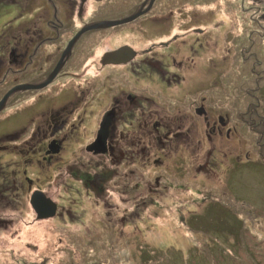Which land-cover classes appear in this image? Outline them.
Here are the masks:
<instances>
[{
	"label": "rangeland",
	"instance_id": "1",
	"mask_svg": "<svg viewBox=\"0 0 264 264\" xmlns=\"http://www.w3.org/2000/svg\"><path fill=\"white\" fill-rule=\"evenodd\" d=\"M122 1L76 0L71 9L70 0L74 13L63 16L78 27L96 14L117 13ZM66 3L60 0L62 14ZM263 7L264 0H156L151 10L141 4L127 23L89 27L85 42L98 45L95 59L123 42L151 50L124 66L107 65L111 71L87 73L100 88L96 99L79 120L52 132L49 111H41L62 99L24 108L35 86L11 91L0 107V264H214L238 249L240 234L260 248L254 238L264 244ZM53 10L47 0H0V99L22 79H43L28 78L31 69L18 77L26 60L10 61L9 53L43 37L34 58L49 54L43 35L55 30L45 22ZM39 26L46 27L42 36ZM173 35L179 38L160 44ZM145 59H160V66ZM115 82L118 120L101 121L115 126L110 137L95 126ZM77 87L69 107L79 106ZM201 102L210 116L195 111ZM225 113L226 123L211 129ZM48 139L59 147H47ZM36 189L56 203L54 213L38 216L30 200ZM239 218L235 233L221 225Z\"/></svg>",
	"mask_w": 264,
	"mask_h": 264
},
{
	"label": "flooded vegetation",
	"instance_id": "2",
	"mask_svg": "<svg viewBox=\"0 0 264 264\" xmlns=\"http://www.w3.org/2000/svg\"><path fill=\"white\" fill-rule=\"evenodd\" d=\"M47 1L50 4V7L54 9L53 14L55 15H51L50 17L46 18L45 22L47 25V29L48 27L51 28V26L53 25L55 30H52L51 28L49 32L44 33L43 31L46 29V27L39 26L40 31H38L37 34L38 36H42V32H43L44 33L43 36H47L45 39L48 41L47 44L50 46V49L48 50L49 54L43 53L39 58L37 57V55L34 58V55L40 49L42 40L44 39L43 37H39L35 39L32 45H31L32 43L31 41L28 45V47L30 48H26L25 51L21 50L17 52V50L14 48L16 52L11 51L9 53V59L10 61L21 60V63H24V61L26 60V63L23 64V66L21 65L22 67L20 66L17 69L19 71L18 77H21L23 74H25V71H29L30 69H31L30 72L27 73L28 78L43 77L42 80L30 82V84H32L31 86H35L36 89L31 90V93H29L31 95L30 101L28 104H26V106H24V108H26L27 106H37L38 103L39 104L41 103L42 98L51 99V100L62 99V102L60 105L51 106L50 108L41 111V114L49 111L48 112L49 117H50L49 122L53 126L51 130L52 132L53 130L57 129L62 123V121L64 120H67V121L72 120V122L79 120L81 117V114L83 112H86V109H87L86 106H89V104L92 101H94V99H96L94 98V96L95 94H98V92L100 91V88L96 89L91 84L92 80H89V79H92V76H88L87 73H91V72L97 73V71L101 69H105V68L110 70V68L107 66L110 64L112 65L120 64V66H124L128 63H131L139 53L141 52L143 54L149 53L152 47V45L147 46L143 48L141 52H138L137 49H135V47L131 45V43L123 42L121 44L116 45L115 47L104 48L99 53L98 57L95 59L92 56L96 54L95 49L97 48L98 45L94 47L93 46L94 41H89L87 43L85 42L86 38L88 36L90 38L91 36L89 35V33L88 34L86 33L87 30H83L80 33H78V31L83 26H85L87 23H90L96 20H101L104 18L125 17L131 14L132 12H134L135 10L139 9L141 4H144V5L148 4V8L150 9L155 5L156 0H137V1L124 0L120 3L119 10L117 13H114L111 16H104L102 13L96 14V17H93L88 22L85 20L84 23L82 22V24H80L78 27L76 26L74 19H69L68 21H66L64 17L66 16V14L67 16L72 17L74 12L71 9H72V6L73 7L75 6L76 0H71L72 4L69 6L71 7L70 10H68V3L70 0L69 1L67 0V3L64 4L66 8L63 9V14L59 6L60 0H57V4L55 0H47ZM260 1L261 0H254V2H257V3H260ZM149 9L147 11H149ZM258 16H260L261 18L262 17L264 18V7L261 11H259ZM166 18H168V16H166ZM127 22L128 21L121 22L116 25H122L123 23H127ZM97 28H102V27H97ZM194 28H198V27H194ZM199 29H202V28H199ZM227 36H228V32H227ZM176 38H179V37L176 35H173L171 37H168L166 40H163V41L161 40L159 42L160 44L161 43L168 44L170 39H176ZM80 39H83V41H79ZM82 42H83V45H82ZM79 45H82V46L78 48ZM191 47L193 49V46ZM75 48H76V52L74 53ZM114 50H119V53L111 54V52ZM106 54L107 56L105 57ZM172 58H175V56H172ZM145 60H146L145 62L147 63V66H155V65L160 66V59H148V60L145 59ZM91 64H94L95 67L91 66ZM178 64H181V61H178ZM11 68H14V67L11 66ZM14 70L16 69L14 68ZM53 70H54L53 73H56L54 78L51 81L43 83V81L47 79V77L52 73ZM161 70L167 71L164 68ZM5 74L3 75V77L5 76ZM105 77L106 76L103 75L102 78H105ZM69 81H70V85H69ZM26 82L28 81L25 79H22V81L20 80L18 84H23ZM75 85H78L77 94L79 96H78L77 104L79 106L73 105L69 107L70 103H67L68 102L67 100L71 98L70 94L73 91L72 88H74ZM122 86L124 88L128 87L127 84H122ZM123 87L121 89H124ZM107 88H109V91L107 92L108 98H107V101L104 103L103 107L100 108V110L103 109V111L100 115V122L99 124L96 123L97 127L95 126V128H98V127L100 128L99 133L101 131L106 130V132L110 133V134L109 133L107 134L110 137H113L115 135V130H116L114 126L115 125L114 121L118 120V114L120 113L119 112L121 110L120 108H122L120 103L115 105V102L118 99V97L115 95L117 93L116 90H118L120 87L117 84V82H115ZM25 91L26 90H21L14 95L15 98L18 96L16 98L18 102L21 101V98L25 97V95L24 97L21 96V94L24 93ZM61 96H63L64 98H61ZM132 97H136L134 93H131L129 98H132ZM99 104H101V102ZM166 106L169 109L174 107L172 102H169V103L166 102ZM24 108H21V106H19V111L23 110ZM106 109L108 110V112L105 114L106 116H104ZM209 110L210 109L204 105V102H201V104L196 106L195 108L196 112H200L201 114H204L206 117L211 115L209 113ZM94 111L95 110H93L91 113H92L93 119L95 117L94 120H96L97 117L99 116L98 115L99 111H98V114H96V116L93 115ZM105 117H111L110 120L111 119L113 120L114 125L113 126L111 125L110 128L108 127V125H104L103 122L101 124V121L104 120ZM228 119H229V115L227 113H225V118L223 117L222 114H219L217 119L215 118L213 119V122H212L213 124H210L209 127L211 126L212 127L211 129H213V127H215L216 125L215 124L216 121L220 122L221 124H225ZM143 120H145V118H143ZM206 120L207 122L209 121L207 118ZM158 121H161V120H158ZM156 124H157V120L153 122V127H156ZM161 124H163L162 121H161ZM157 127H161V126L157 125ZM177 132L178 131H175L174 133H177ZM217 132L223 133V130L219 128V131H218V128H217ZM224 132L226 136L232 133L229 125L226 124V129ZM96 133H97V130H96ZM122 135L123 134L121 133L119 136H122ZM167 137H169V135H167ZM50 139H54V137H50ZM50 139H48L46 143L47 147L48 146H56V148L59 147L57 143L50 141ZM115 139H118V136ZM98 142H100L98 144L99 147L100 146H104V148L106 147L105 143H103V139H98ZM89 145L90 144L88 145L86 144V148L90 149L91 147H93ZM99 147H96V148H99ZM109 149H110L109 150L110 153L112 154L113 148L110 146Z\"/></svg>",
	"mask_w": 264,
	"mask_h": 264
},
{
	"label": "trees",
	"instance_id": "3",
	"mask_svg": "<svg viewBox=\"0 0 264 264\" xmlns=\"http://www.w3.org/2000/svg\"><path fill=\"white\" fill-rule=\"evenodd\" d=\"M242 220L243 219L239 218L237 222L236 221H230L229 223L223 222L221 223V225L227 233H231L235 231L233 230V228H237V226L239 227ZM254 239L260 245V248H258V246L257 248H254L255 245L250 243L249 238L244 237V235L240 234V237L238 238V242L233 246V249H235L239 245L238 249L229 252L230 256L228 255L224 256V253H222V258L218 259L214 257V264H262V260L264 259V251H263L264 244L260 243L261 239L259 238H254ZM240 246L241 247L243 246V249L240 248ZM181 264H183V262H181Z\"/></svg>",
	"mask_w": 264,
	"mask_h": 264
},
{
	"label": "water",
	"instance_id": "4",
	"mask_svg": "<svg viewBox=\"0 0 264 264\" xmlns=\"http://www.w3.org/2000/svg\"><path fill=\"white\" fill-rule=\"evenodd\" d=\"M139 12H140L139 10H136V11L132 12L131 14H129L125 17H122V18L101 19L98 21H93V22L87 23L85 26H83L78 31V33H80L83 30L89 29V27H91V26H95V27H97V26H103V27L104 26H113V25H116L118 23L125 22L127 20L132 19L137 14H139ZM118 53H119V50H114L111 52V54H118ZM106 56H107V54L105 55V57ZM53 72H54V70L47 77L48 79L52 76ZM48 79H46V80H48ZM45 81H43V83ZM31 85L32 84H30V83H23V84H20V86L16 85V86H13L12 88H10L0 99V107L4 103V100L6 99L7 95L11 91L16 89L17 87L31 86ZM30 197H31L30 200L32 202V205L38 211V216L49 215V214H52L55 212L56 203L49 196H46L41 190L36 189L35 191L32 192Z\"/></svg>",
	"mask_w": 264,
	"mask_h": 264
}]
</instances>
